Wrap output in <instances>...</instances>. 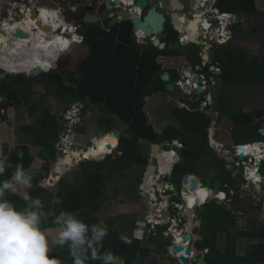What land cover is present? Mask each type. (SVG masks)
Listing matches in <instances>:
<instances>
[{"label":"trees","instance_id":"1","mask_svg":"<svg viewBox=\"0 0 264 264\" xmlns=\"http://www.w3.org/2000/svg\"><path fill=\"white\" fill-rule=\"evenodd\" d=\"M78 1L82 0H71L72 3ZM223 1L217 0L215 4V6L217 5L216 7L221 6L223 9L227 7V9L221 12L253 14L256 11L255 0H230L228 3L222 5ZM104 23V26L101 24L100 26H92L84 32L82 43L88 47V53L83 62L84 69L82 73L80 72L76 77L70 74L68 78L73 86L63 87L64 85L58 81L53 84V88H58L60 84L63 88L59 89L70 94L63 101V104L77 99L87 100L88 103H92L93 105L104 106L110 114L118 116L125 123V133L129 136L119 138L116 154L108 155L98 161L88 160L103 156L101 152L96 151L95 157H89L86 159L87 161L80 163V170L73 172L71 180H67L69 176L67 172L57 180L55 195L52 192L48 193L46 191L43 194L38 186L39 181L47 176L51 164L52 166L55 165L58 157L55 144L58 140L61 127L57 118L49 112L42 115L41 113L36 114V125L21 126V130L24 133L32 136L30 143L39 147L38 156L44 160L42 167L35 168L38 170L34 176L32 188L28 189L29 194L33 197H39L45 204L46 209H54L57 212L60 210L72 211L88 224L98 222L94 213L101 208L108 197L105 194L106 182L112 179L114 169H117L115 171L118 172L126 170L131 165H138L139 167L147 165V156L140 147V140L147 142L149 145L170 140H180L185 145L181 148V161L173 166L167 180L176 186V183H179L185 174L194 175L192 166L195 164H200L202 167L207 165L206 162L199 163L201 156L204 155L200 146L205 145L206 147L205 141L208 140L209 136L208 128L213 120V117L207 115L205 110L199 111V109H195L190 111L185 109L184 103H181V105L183 104V109L173 108L172 110L175 119L180 124L179 130L174 133L171 130L157 132L154 126L149 123L144 106L148 96L165 90V82L163 83L161 79L164 73L169 75V81L172 78L175 81L179 77L176 68H164L162 63L158 61V58L161 56L176 57L182 54L179 51L180 47L177 49L178 47L174 43L176 41L178 45V34L167 23L163 31L164 36L161 39V42L165 44L164 47L159 48L153 45L150 40H147L145 45H138L133 39V28L130 22H122L109 27L106 18ZM238 24L239 20L237 19L233 29H231L232 35ZM228 42L212 48L214 56L211 57V59L213 58L211 64L220 70L217 76L220 90L216 97L218 101L216 102V99L213 98L210 106L215 105L214 111H219L221 115L232 120V139L244 140L250 137V132H252V135L254 131H256V134H259V126L254 122L257 117L264 116V108L255 111L258 115L255 112L244 113L242 110L243 106H240L238 112L231 113L219 102H221L224 92L234 93L230 89L232 85L241 83L257 86L264 85V54L252 57L241 48ZM263 51L264 46L261 52ZM197 53H199V50H197ZM194 65L199 64L196 63ZM51 69L52 67L47 72H42L46 76V79H44L45 84L49 83L48 78L53 74H48ZM53 75H56L62 81L60 74L54 73ZM12 94L9 95V98L15 104ZM30 95V92H22L19 98L23 97L24 100H28ZM61 97H63V93ZM9 105H12V103ZM83 113L84 109H82V115ZM201 118H203V121H201ZM83 120L81 119L78 125L71 128L81 131L84 125ZM200 137L203 139H200L198 142ZM255 142L257 141L252 140V142L243 143ZM15 145V150H9L7 141L1 140L0 150L2 152L0 154L7 156L14 163H21L25 168H28L33 161V155L29 151L28 144L17 143ZM17 151L23 152V159L17 158ZM87 151L89 150H83V154ZM118 152H120L119 156L117 155ZM173 161L168 165L160 162V170H165L168 173ZM108 165L109 167H107ZM210 165L211 167L208 170H213L212 163ZM56 167L61 168L59 164ZM208 170L206 169L205 171L208 173ZM223 170H226L224 165L219 171ZM9 175L10 170L5 173L4 177H0V179L7 178ZM192 175L188 176L191 178ZM227 183L229 187L234 188L230 176L227 177ZM185 187L188 192L186 194L183 193L184 199L187 203L191 204L193 190L191 189L190 182ZM195 195H199L198 202H202L203 198L201 196H205L204 193ZM21 196L20 193L10 194L8 198L18 208H22L24 202ZM55 196L57 201H53V197ZM216 208L215 206L207 205L204 212L199 214L202 219V226L196 228L194 232L201 235V238L194 243L197 247L201 246L200 250L210 247L215 251L214 255L209 254V252L207 253L205 257L207 263L264 264V240L251 243L249 248L244 252V255L237 254L235 252L236 237L230 231L232 221L225 220L227 224L221 222ZM112 223V220L108 221L110 228L108 229V235L103 241V246L97 245L99 253L111 251L114 257L120 256L122 258L123 264H137V260L142 255H149L152 251L148 247L149 244L152 245V249L156 252L161 251L160 241L164 240L160 229L162 227L158 226L156 235L150 236L147 240L141 242L135 240L130 232L121 233L123 231L121 228L120 230L112 229ZM127 223L125 225L122 220L119 221L122 228L125 226L127 228L130 222L128 225ZM43 227L50 233H52V230H55L50 219L44 222ZM223 231L226 233L224 235V247L221 251L217 248L216 234ZM258 235L264 237V225L259 227ZM125 240L129 242H125ZM50 253L56 256L61 261V264H73L72 257L66 247L63 249L54 247ZM86 264H100V262L89 259L86 261ZM146 264H156V262L155 260H149Z\"/></svg>","mask_w":264,"mask_h":264},{"label":"rangeland","instance_id":"2","mask_svg":"<svg viewBox=\"0 0 264 264\" xmlns=\"http://www.w3.org/2000/svg\"><path fill=\"white\" fill-rule=\"evenodd\" d=\"M9 1H14L15 3V1L18 0H0V12H3L4 8L8 7L4 3ZM27 1L28 3L23 2V0L20 1L24 3L23 7H21V9H23L24 11L28 10L29 8L31 9L33 7L34 8L48 7V8H53L55 10L57 9L62 10L67 8V3L68 6L71 4L70 1L62 3L61 0H27ZM229 1L230 0H224L222 5L228 3ZM153 4L156 5L157 3L154 2ZM255 5H256V11L253 14L252 13L243 14L238 12L239 16L242 19L241 22L239 23L240 25L238 24L236 26L237 28L235 29V31H233V35H231V38L229 40L231 44L241 48L249 56L252 57L260 55L262 53L264 54V51L261 52L264 46V19H263L264 0H255ZM186 7L188 8V5ZM218 7L216 8L220 12L227 9V7H224V9L221 6ZM65 16L66 18L69 19V22H67L68 24L70 23L71 25H73V27H77V28L79 27L78 18H80L79 17L80 15L77 17L76 15L70 14V12L67 11L65 12ZM0 27L2 26L0 25ZM231 28L233 29V26ZM84 30L85 28L78 29L76 35L83 36L85 32ZM61 32H62L61 30H57V33H61ZM63 35L69 37V35L66 32ZM155 37H157V39L163 38L162 35L160 34H155ZM78 39H77L78 42L71 45L70 49L67 50L65 53H63L59 57L58 61L54 63L56 66H52L53 65L51 64L53 62L52 59L49 60V58L48 59L45 58L44 55L41 57V55L38 54L39 60H36L32 65L37 68H34L35 70L31 75L26 76V74H29V72H27L24 75H13V77L9 78L7 82H9V85L11 87L10 89L13 88L10 93H15L14 94L15 98H13L15 100V104H13V107H9V106L7 107L6 115H5L6 121L4 123L0 122V141L5 140L7 141V143L8 142L10 143L9 145H12L17 143H24L23 141H25V138L22 135L23 133H20L21 126L27 125L28 124L27 122L29 120L30 122H32L31 124H35L37 120L35 118L36 114L41 113L42 115V114H48L49 112L50 114L55 116L61 127L58 140L55 144L58 155L57 160L55 162V170L57 171L56 172L57 175L60 174V176H62L64 174L62 173V170L68 169L66 171L69 175L67 177V180H71L73 176V172L80 170L79 167L80 163L81 162L84 163L85 161H87L86 159H88V158H84L85 154H83V150L81 149L84 150L86 149L94 153H96V151H99L104 155L107 154L108 152H111V148L117 146L118 138L110 134L112 131H117L119 137L129 136L127 133H125V128H126L125 123L122 122L118 116L110 114L104 106L93 105L92 103H88L87 100L84 101L78 99L72 100L73 102L71 101L68 102L67 104H63V101L70 94L68 92L67 93L63 92L60 89L65 86H73V84L69 81L68 78L70 74L71 76L76 77L77 74H79L80 72L82 73L84 69L83 62L85 61L88 53V47L80 42L81 39L79 40ZM79 42L81 44H79ZM174 43L176 47H178L177 49H179L180 46L177 45V42L175 41ZM200 48L201 46L187 44L181 46L179 51L182 52L181 55H184L185 59L190 63L191 66H193L196 63L200 64V59L197 53V50H199ZM212 56H214L213 52L211 53V57ZM161 57H165V56H161ZM212 59H210L211 60L210 62H212ZM0 61L4 62L2 58H0ZM162 61L166 63V65H170V67L171 64L176 65L175 68H179L181 66L178 64L179 60L177 58H174L171 64H169V60H162ZM18 62L19 61H14L13 63L14 65H9V66H12V68H14L15 70L16 69L21 70L18 66ZM47 63H50V66H52L53 69V70L51 69L48 74H52V73L60 74L62 81L59 79V77H56V75L52 74L51 77L48 78L49 83L45 84L44 79H46L45 78L46 76H44V74L41 72V68L39 65H47ZM209 67H210L209 65L202 67V71L205 73L207 78L208 76L213 74L212 71H210ZM8 75H12V74H8L6 72V76ZM17 76H19V78H17ZM173 79L174 78L170 79V82H174ZM1 81L3 80L1 79L0 82ZM58 81H60L61 84L64 86L61 87L59 84V87L57 86L58 88L54 89L53 84L57 83ZM13 83H15L14 86ZM208 83H209V91L211 92L212 97L215 98L217 102L218 98L216 97L218 96L220 86H212L210 85L209 81ZM230 89L233 90L234 93L232 94L229 92H224L225 94L223 93L222 100L221 102H219L221 105H223V107L225 106L226 110H228L229 112L231 113L238 112L240 106H243L242 110L244 113L255 112L260 110V108H264V85L257 86V85H248L241 83V84L232 85ZM22 92H30L31 95L28 98V100L27 99L24 100L23 97L19 98V95ZM62 93H63V97H61ZM185 97L186 96L179 89L176 88L174 91L171 92H168L166 90L158 91L157 93H153L146 98L144 111L148 116L149 123H151L154 126L157 132H161L163 130L167 132L171 130V132L174 133L179 130L180 124L175 119L172 110L173 108L183 109L181 103L184 102V101L182 102V100H184ZM72 104H75V106H80L84 104L85 106L83 113L84 125L82 126L81 131H78L77 129H72L63 120L62 117L63 113L66 110L70 109ZM197 106H200L199 103L197 104ZM214 110H215V105L212 106V109H209V111L211 112ZM209 111L206 112L207 115L209 114ZM255 113L256 115H258L257 112ZM219 116H220L219 123L217 122V125L214 126L215 123L212 122L210 129L211 130L215 129L217 140L220 143L217 140L216 141L218 143L216 142L211 143L210 141L206 140L205 141L206 147L205 145L200 146L202 147V153H204V155L201 156L199 163L206 162L207 165L206 166L204 165L202 167L200 164L199 165L195 164L194 166H192V172L197 177V179L209 189H212V182L214 179L220 178L222 184H228L227 177L230 176L232 184L234 185V189H236V191L239 194L241 193V195H248L250 196V198L251 197L254 198V200L259 198L260 200H262V202H264V176L258 184H255L254 187H252L250 181H246L245 179L243 180V178L241 177V175H243L242 167H236L237 162L233 160L232 157L233 151L231 150L232 144L239 145L243 142H252V140L254 141L264 140V136L260 134L261 130H259V134H256L255 133L256 131H254V134L252 135V132H250L249 134L250 137H248V139L247 138H245L244 140L232 139L231 137L232 131L230 130L233 127L232 120L222 115ZM201 121H203V118H201ZM109 130L111 131L106 132ZM66 133L67 134L69 133L70 135L67 137ZM61 138H65V140L69 141V143H71V145H73L75 148L72 151L70 150V152L68 153L69 155L65 154L64 156H62L63 151H61V148H63L64 146L61 145L63 141V139ZM72 139L74 142H72ZM200 139L203 138L200 137L198 139V142L200 141ZM93 142L95 143V145L92 147L91 143ZM106 143L110 144V149H106L105 147ZM162 143H164V145L170 144L171 140L164 141ZM139 144L140 147L142 148V151L147 156L148 152H150L151 150V145L141 140ZM88 146L90 147L87 149ZM35 150L36 149H34L33 154L36 153ZM177 152L179 156H181L182 149L178 148ZM74 153H76V155ZM77 153L83 155L80 156V160L79 158L76 159L78 157ZM72 154L74 155V157L71 156ZM113 154L114 155L116 154V149H114L113 153H111V155ZM117 155L118 156L120 155L119 152ZM93 157H95V154ZM88 160H91V158ZM215 160L217 161V164L218 166H220V168H222L223 165L229 166L228 168H226V170L228 171L226 175L222 176L219 173L220 171L218 169V166L213 164ZM211 163L213 170H210V172L207 173L205 170L206 169L208 170L210 168L209 164ZM58 164L59 166H61V168L56 167L58 166ZM156 165L158 166V163H156ZM254 166L255 164L252 163L251 166L249 167L255 168ZM107 167H109V165ZM261 168H262V173L264 175V162L261 164ZM143 169L144 167H139L138 165H131L129 168H126V170H122L118 172L115 171L117 169H114V172L112 174V179L106 182L105 194L108 197L101 206V208L94 213V216L98 222L103 221L109 229L110 225L108 224V221L112 220L113 221L111 226L112 229L120 230L121 228L123 229L121 233H127L129 232L128 231L129 228H130L129 230H131L132 227L133 230L134 222L137 219H143L145 216H147V214L152 215V217L156 215V213L154 212L155 211L154 205L149 202V197H148L149 194H147L144 191H141L140 189V184L142 181L141 175ZM51 170L52 169L50 168L47 175H50ZM212 171H214L215 173L211 174ZM194 175H192V177H194ZM57 178L58 176H56L51 181L50 178L40 179L39 181L40 184L38 186L41 192L43 194L45 191L48 193L52 192L55 195ZM167 180H168V176L165 175L161 179V182ZM198 184L200 185L199 182ZM180 189H181V180L179 183H176L175 191L179 192ZM24 191H28V189L26 190L21 189L18 193L22 195ZM168 194H172V192H169ZM44 196L46 199H48L46 195ZM54 198L55 199H53V201H57L56 196ZM172 200L177 201L178 197L173 196ZM154 204H158V203H154ZM208 205L218 207L220 204L210 200L208 201ZM158 206H163V204L159 203ZM162 210L163 209H161V211ZM202 212H204V207H201L199 209V214ZM257 215L258 216H254L252 218L251 223L249 222L251 226L247 225L248 220H240L238 221L237 225H234L231 228V233L236 237L235 252L239 255H243L244 252L249 248L251 243L264 240V237H260L258 235L259 227L262 226L261 225L262 222L260 220L262 216H264V209L258 212ZM120 220H122L125 225L127 222L128 223L130 222V224L128 225L127 223L128 225L127 228L126 226L122 228V226H120L119 224ZM225 224H227V222H225ZM160 229L162 232L163 228ZM55 230L54 231L52 230V233H50L49 231L48 232L54 235ZM252 231L253 233H251ZM156 232H157V227H156L155 235ZM147 235L148 238L150 236H154L152 233H147ZM199 237L201 238V235ZM216 241L218 246L217 248L222 251L224 247V235L217 236ZM194 243L195 241L193 240L190 247L194 248V250L197 252L196 253L197 255L198 250L201 248V246L197 247L196 244ZM148 247L152 251H155L152 249L151 244H149ZM147 256L149 255L148 254L142 255V257L139 258L136 263L137 264L148 263V259H146ZM153 256L157 257L156 255ZM167 258L170 264H178L176 258L169 255L167 256Z\"/></svg>","mask_w":264,"mask_h":264},{"label":"clouds","instance_id":"3","mask_svg":"<svg viewBox=\"0 0 264 264\" xmlns=\"http://www.w3.org/2000/svg\"><path fill=\"white\" fill-rule=\"evenodd\" d=\"M70 3H72L71 0ZM72 4H77V3H72ZM128 4L130 5L132 3L129 2ZM56 11H58L61 14L62 19L66 17L65 13H63V9ZM105 20L106 19H104V21ZM104 21H102L101 23V25L103 26H104ZM77 29L73 30L74 34H77ZM58 30H61L62 31L61 34L63 35V31H64L63 28H58ZM77 36L80 37L81 39L80 42L82 43L83 36L80 35ZM144 36H145L144 41L146 44L149 37H147L146 35ZM133 39L136 42L134 37V31H133ZM80 42L79 44H81ZM136 44L138 43L136 42ZM65 52L66 51L60 52V54H58L56 58L53 57L54 59V60L52 59L53 63L58 61L59 57ZM0 71H3L2 68H0ZM8 74H12V73H8ZM24 74L26 73L16 72L12 75H24ZM72 105L75 106V104ZM82 109H85L84 104H82L80 109L74 115H72V117L76 119V122L73 125H78L80 123V120L84 119L82 115ZM66 124L69 125V127L73 126L69 124L68 119H66ZM177 141L180 142V140ZM212 142L218 143L216 140L211 141V143ZM248 144L251 145L254 143H247L246 145ZM161 145L163 146V143H161ZM232 145H238V144H232ZM232 145H231V150L233 151ZM71 146L72 147L74 146L73 145L69 146V149L72 151V149L70 148ZM91 146L93 147L94 145L91 143ZM89 147L90 146H88L87 149ZM173 147L178 149V147L176 146ZM183 147L184 144L182 143L181 148ZM15 148H16L15 144L9 146V150H15ZM260 149H262V147H260ZM163 151L172 152L173 149H170V147L167 146L166 150ZM0 152H2V150H0ZM16 155L18 159H23L24 154L22 151H17ZM62 156H64V154ZM99 160H101V158ZM253 160H255V162H252ZM253 160L251 162L255 164L254 167L260 168V171L258 172V176H260L262 179L264 175L262 173L261 164L264 161L262 162L260 161L261 163H257L255 158ZM249 166H251V163ZM9 170H10V175L7 178L0 179V264H61V261L56 256L51 255L50 250L52 247H59L62 249L66 247L68 249L70 256L72 257L73 264H86V261H88L89 259L99 261L100 264H113L114 256L111 251L99 253L97 249V245H100L101 247L103 246V241L105 237L108 235V227L103 221H99L93 224H88L83 219L79 218L72 211L60 210L59 212H57L54 209H46L43 201L39 197L31 196L28 191H24L21 196V199L24 202V206L22 208H18L16 204L13 203L8 198L9 195L17 194L21 189H25V190L31 189L33 186L34 176L38 169L33 168L31 165L28 168H25L23 164L14 163L7 156L0 154V177H4L5 173L8 172ZM241 177L243 178V180L245 179L243 175H241ZM198 182L201 183L199 180ZM253 182L255 183V181ZM250 183L252 187L255 186V184L252 183V181H250ZM172 186L174 185L172 184ZM202 187L205 186L202 184ZM222 188L223 187H221V189ZM169 191L167 192L166 195H169L168 194ZM209 191L212 190L209 189ZM234 191H236V189H234ZM174 192L176 193L174 196L178 197V200L176 202L181 204L180 190L179 192H176L174 190ZM214 195L213 193H211V195L207 196L208 200L203 202L205 199L204 196L202 200V204L195 205L193 208H196L197 206H199L200 208L205 207L206 205H208V201L210 200L215 201L218 204H222L227 200V196L225 194L224 197H222L221 194H219L220 196L218 194H214ZM220 197H222L224 200L221 201ZM199 217L195 218V221H200L198 219ZM49 219L51 220V224L56 229L54 235L50 234L43 227L44 222L48 221ZM184 222H186L185 219ZM158 226L159 225H157V227ZM196 228H199V225H197V227H195L194 229ZM125 242H129V241L125 240Z\"/></svg>","mask_w":264,"mask_h":264},{"label":"water","instance_id":"4","mask_svg":"<svg viewBox=\"0 0 264 264\" xmlns=\"http://www.w3.org/2000/svg\"><path fill=\"white\" fill-rule=\"evenodd\" d=\"M158 1H161L162 3L164 2V5L169 9V11H172L171 9H181L183 5L180 3L179 0H133L132 4H125L124 2H129L128 0H102L100 1V4L98 7H89L87 10L88 12L84 13L81 17V23L85 26H97L98 21L102 17H107L109 18L108 21V26H113L118 23L122 22H130L132 25V28L134 30H139L142 32V34L146 35L147 37L150 38L152 41L153 45L158 46L159 48L164 47L163 42H158V40L155 37V34H160L164 30V25L166 24V18H169L170 25L173 27H177V24L181 22L179 20V17L176 13H171L169 15L167 12L161 11L160 9L156 8V5L153 3H158ZM97 4V3H96ZM139 11H141V15L139 14ZM37 13L39 15V11H36L35 8H32L31 11V16L30 18H37ZM60 14V13H59ZM61 15V14H60ZM200 14H197L192 18L191 20L188 21L187 25L182 24V27L178 26L179 29H182L184 26L192 31L198 32V23L200 22ZM169 16V17H168ZM230 20L235 23V13H230L229 14ZM69 22V20H67ZM43 24V23H42ZM40 24L39 26L46 27V24ZM174 29V28H173ZM4 35H7V33L4 31ZM178 36L181 35L180 32H177ZM11 35L13 37H21V38H29V34L26 32H23L21 30H16L14 31ZM227 35H229L227 33ZM190 40L186 39L185 37L182 36V41L184 45L187 44H194L197 46H202V55H201V60H202V65L204 66L205 64H210V61H208V55L207 51L210 48V44L205 40V37H203V40H198L195 37L191 38ZM178 46H183L182 44L178 43ZM54 66V65H53ZM210 70L213 71V75L217 76L220 71L215 70L212 66H210ZM42 72H47L48 67L43 66L41 68ZM6 76V72L1 71L0 72V80ZM190 77L193 78L194 80H199L198 76L190 73ZM162 81L165 82L164 88L166 91L171 92L174 91V83L169 81V75L167 73H164L161 77ZM214 82L217 83L218 79L215 78ZM187 91V88L184 89ZM197 92V97H200L201 93L203 92V88L201 86H198L196 88ZM185 100H189V98H185ZM212 103V100H209V104ZM2 104V98L0 97V108ZM191 104L188 103L189 108L191 109ZM1 110V109H0ZM110 134L113 136L119 138V134L117 131H112ZM260 134H264V130L262 129L260 131ZM151 145V150H150V158L148 160V164L146 166V170L143 174L142 178V183L140 184V189L141 191L143 190H150L151 187L148 188L149 183L148 180L150 179V176L153 177L156 172H160V161L162 160L161 154H158L161 152V143H152ZM260 147H262L264 151V141L259 142ZM240 148L243 149L241 150L237 156L238 158H244L245 152L244 150L248 147L246 144H239ZM102 147V146H101ZM106 149H110V144H105ZM72 150L74 147H70ZM158 152V153H157ZM164 153L169 154L171 153L170 151H164ZM157 157V163L158 166L153 164V159L155 156ZM76 158V157H75ZM96 161L99 160V158H94ZM85 160V159H84ZM261 161L260 158L256 159V162L259 163ZM228 166H226L227 168ZM68 169H63L62 173H65ZM56 170L53 169L50 172V175L47 176V178H50V181L53 180L56 176H58L57 180L61 177L60 174H56ZM150 182V181H149ZM190 182L191 184V189L193 190L196 185H198V179L197 177H189L187 174L184 175L181 179V189H180V196H181V204L183 207V210L180 211V214L185 218L186 222V232L183 235V241L189 242L191 241L192 238V231L194 230L197 225L200 224V221H195V218L199 217V209L200 207L197 206L196 208H189L186 203L187 201L184 199L183 193H187V188L185 187V184ZM53 183V182H52ZM158 185H161V183H158ZM222 182L220 179H214L212 182V193L213 194H218L221 189ZM148 188V189H147ZM205 190H208V187H203ZM170 191L174 190V186H171ZM224 194L226 196H229V192L226 188H222ZM220 196V195H219ZM173 241L172 235L169 234L165 239H164V250L167 253L168 251L172 253L173 255H177L176 259L179 264H193L189 263V259L186 256H190L191 254V249L188 247H185L181 245L180 243L175 244L172 246L170 249H167L168 245L171 244ZM209 254L214 255L215 251L214 249L209 250ZM193 262H196L197 264H208L206 259H205V253L204 252H199L198 257L193 258ZM113 264H123V260L120 256H115Z\"/></svg>","mask_w":264,"mask_h":264},{"label":"built area","instance_id":"5","mask_svg":"<svg viewBox=\"0 0 264 264\" xmlns=\"http://www.w3.org/2000/svg\"><path fill=\"white\" fill-rule=\"evenodd\" d=\"M68 2L70 0H61L62 3L64 2ZM100 1L102 0H85L84 2H82V4H70L68 6L67 3V9H63V13L69 11L72 13H75L79 8H89V7H98L100 4ZM106 1V0H105ZM129 2L132 3L133 0H128ZM200 0H189V5L193 6V8H196V11H199L201 14V21L198 23V35L196 36L197 39H201L203 37H205V40L210 44L211 48L213 47H217L218 45H222L224 43H227L232 35V31H231V27L236 23H233L230 18H229V14L227 12H220L216 7V1L217 0H209L208 4H205V0H202L199 3ZM98 2V3H97ZM128 2V3H129ZM97 3V4H96ZM199 3V4H198ZM158 5L159 7L162 8L163 3L161 1H158ZM59 10V9H57ZM139 14L141 15V11H139ZM182 24L186 25L187 21H189V19L183 14V16L180 17ZM236 19V18H235ZM237 21V19H236ZM174 30H176L177 32H180L181 35L178 36V42L182 45L183 41H182V36L184 37L185 31H186V27L184 26L182 29H179L178 27H173ZM75 29H77V27H75ZM78 30V29H77ZM227 33L229 35H227ZM134 37L135 40L138 44H145V36L144 34H142L141 31L139 30H134ZM191 42V40H190ZM187 67L182 66V68H176L177 72L179 73V78H177L173 83H174V87L175 89H179L183 94H190L192 93V91L195 92L196 88L198 86H201L203 88V91L205 89V84L207 82V78L203 75V74H197V72L200 71L199 69V65H195L194 69L193 68H187L188 70L185 71ZM213 68L215 70L219 69L215 66H213ZM190 71V72H188ZM190 73H194V75L196 74L198 76L199 80H194L193 78L190 77ZM187 88V91H185L184 89ZM209 100H212V95L209 92H206V95L203 96V99H196V101H198L197 103H199V105L202 108H207L209 105ZM82 106V105H81ZM80 106V107H81ZM79 106H71L70 109L66 110L63 113V120L66 123V119L69 120V124L72 126L75 122L76 119H74L72 117V115H74L79 109ZM209 108V107H208ZM1 112V110H0ZM2 113V112H1ZM81 121V120H80ZM75 126V125H73ZM209 130V136L215 133V129L211 130L210 127L208 128ZM70 134L66 133V136L68 137ZM63 139L62 144L64 147L61 148V151H63L62 153L68 154L70 152L69 146L71 145V143H69V141L65 140V138H61ZM94 139V138H93ZM94 141V140H93ZM72 142L73 139H72ZM93 145H95V143H92ZM166 146H176L178 148L182 147V143L177 141V140H173L170 144H165ZM250 144H248L249 146ZM253 145V144H252ZM164 146V143H163ZM117 147H113L111 148V152H108L107 154H104L101 159H103L104 157L110 155L111 153H113L114 149H116ZM233 148V160H235V162H237V166L236 167H242L243 171L242 174L244 176V178L246 179V181H254L253 178L249 177L250 173H249V165L251 163V161L254 159V156L252 155V152H245V156L244 158H238L237 154L243 150L240 148V146L238 145H232ZM120 154V152H119ZM263 155H264V151H263ZM80 160V156L77 157L76 159ZM92 160H94V158H91ZM78 161V160H77ZM264 161L261 160V162ZM259 162V163H261ZM260 171V168H256V173L258 174V172ZM170 174V172L168 173V175ZM167 174H162L161 172H156L155 175L152 177L153 179V183L151 185V192H149V202L152 203V201H154L155 203H159L160 204H166L167 206H164L163 210L161 212H158L159 209L156 208V215L154 217H152L150 214H147V216H145L143 219H137L135 221V226L133 227V230L131 232V236L138 241H144L148 238L147 233H152L153 235H155V231H156V227L157 225L162 226L163 227V231H162V236L165 239L169 234L172 235L173 241L171 244L168 245L167 249H170L172 246H174L175 244L180 243L181 245L185 246V247H189L191 246L193 239L191 238V241L189 242H185L183 241V235L186 232V225L184 222V217L180 214V211L183 210L182 204L173 201L171 199L172 195H166L169 187L172 186V184H170L169 182H164L163 187L161 189L158 188L159 185H157V183L163 178V176H165ZM40 184V182H39ZM200 186H202V184L200 183ZM221 187L223 188H228L229 192L232 194L234 192V189L229 187L228 184H223L221 185ZM212 193V191H210ZM219 194H223L222 189L219 191ZM214 195V194H213ZM217 196V195H214ZM225 196V195H224ZM166 197L167 201L165 203L164 198ZM221 201H223L224 199L222 197ZM208 198L207 196H205V199L203 202L207 201ZM186 221V220H185ZM178 237V238H177ZM179 240H181V242H179ZM201 251H198V253ZM202 252H204L205 254L208 253L207 249H203ZM195 251H193L191 249V254L190 256H186L188 259L195 257ZM169 256H172L174 258L177 257V255H173L172 253H170L168 251Z\"/></svg>","mask_w":264,"mask_h":264},{"label":"flooded vegetation","instance_id":"6","mask_svg":"<svg viewBox=\"0 0 264 264\" xmlns=\"http://www.w3.org/2000/svg\"><path fill=\"white\" fill-rule=\"evenodd\" d=\"M20 1H22V0L15 1V3H14V1L5 2L4 4L6 6H8V7H5L4 10H3V12H0V25L2 26V27H0V29H4V30H6V32H8L10 34H12L15 30H18V28H20L21 31H23V29H25V27H26V23L24 22L23 15H22L23 13L21 12V11H24V10L21 9V7H23V5H24L23 2H27L28 3V1L27 0H23V2H20ZM179 1L183 5V7L181 9H177V10L171 9L172 11H170L171 13H176L179 18L181 16H183V14H184L189 20H191L192 18H194L195 15L200 14L199 11H196L195 10L196 8H193V6H190L189 5V0H179ZM186 2H187V4H186ZM187 5H188V8L186 7ZM156 8L161 10V7H159L158 3L156 4ZM35 9H36V11H39V15L37 13V18H34L35 20L40 21L41 12L42 11H45V12H48L49 14H51V16H53V19H55L57 21L58 26H56V27L55 26L53 27L52 25L49 26L52 31L53 30H56L57 31V28H61V26H64V27L67 26V22H64V21H67L69 19L66 18V17L64 19H62V17L59 14V12L56 11L55 9H51V8H48V7H40V9L38 7H35ZM31 11H32V8L31 9L29 8L28 10H25V13L30 17L31 16ZM83 11H84V9H82V8L81 9H78L76 11V15L79 14V13L81 15H83L84 14ZM171 13L170 14L168 13V14L171 15ZM81 15H80V18H78V20H79V27L78 28L79 29H83L85 27V25H83L81 23V17H82ZM166 19H167L166 20V24L167 23L170 24L169 18H166ZM186 23H188V21ZM165 25H164V28H165ZM69 27H72V26H69ZM39 30H40V32H38L37 29H32V30L29 29L28 30L29 32L28 31H25L26 33H28L30 35L28 39L31 40V39L34 38L35 34H37V33H44V31H46L45 29H43V30L42 29H39ZM51 30L50 31L47 30L48 31V34L46 35V37L48 36V38H49V37H51V35L53 36V34L56 33V32L51 33ZM65 30H66V28L64 29L63 33L65 32ZM187 30H188V28L186 29L185 34L187 33ZM163 31L160 33V35H162V37L164 36ZM198 34L199 33L197 32V35ZM193 36H194V34L192 36H190V37H193ZM78 38H80V37H78ZM149 40H150V38H149ZM198 40L201 41L203 39L202 38L201 39L199 38ZM211 53H212V48L210 46V48L207 51L208 61H211L210 60L211 59ZM198 54L200 56V64H199L200 71L197 72V74H203L206 77L205 73L202 71V67H204L206 65H209V66H212L213 67V65L211 64V62H210V64H205L204 66L202 65V60H201L202 46L199 49V53ZM187 63H189V62L186 61V64ZM42 66H47V65H42ZM54 66H56V65L54 64ZM194 66L195 65L191 66L189 64V66H186V67L187 68H190L191 67V68L194 69ZM187 68L185 69V71L188 70ZM209 69H210V67H209ZM188 72H190V71H188ZM212 73H213V71H212ZM29 75L30 74H26V76H29ZM217 76H214V75L211 76L210 75V76H208V78L206 77L207 78V82L205 84V89L201 93L200 97H197L196 90H195V92L192 91V93H190V94H188V93L187 94H184L186 96L185 98H189V100H185V99L183 100L184 101L183 103H184L185 109L190 110V111L191 110H195V109H199V111H204L205 110V112H208L209 109H212V107L210 106L212 103L208 105L209 108L208 107L207 108H202L201 106H197V104H198L197 102L198 101H196V99H200L201 100V99H203V96L206 95V92L211 93L209 91V83H208V81L210 82V85H212V86H218V82L217 83L214 82V79L217 78ZM11 77H13V75L5 76L4 78H2L3 81L0 82V97L2 98V104H1V106L3 107V108L2 107L0 108L1 109V112H2L1 115H0V122L1 123L2 122L4 123L6 121L5 115H6L7 107L8 106L9 107H13V100L9 98V95L12 94L10 92H11V90L13 88L10 89L11 87L9 85V82H7L9 80V78H11ZM17 78H19V76H17ZM14 85H15V83H13V86ZM174 90H175V87H174ZM12 98H15V95L14 94H12ZM212 101H213V97H212ZM10 103H12V105H9ZM188 103L191 104L190 105L191 106V109L189 108ZM182 106H183V104H182ZM9 109H11V108H9ZM262 109L263 108H260V110H262ZM248 113H252V112H248ZM208 115H210V116L213 117L212 122H214L215 123L214 126H216L217 125V122L219 123V121H218L220 119L219 118L220 117L219 115H221L220 112L219 111H212V112L209 111V114ZM254 123L259 126L258 127V130L264 129V124H263L264 123V116L257 117ZM230 130H232V128ZM261 135L264 136V134H261ZM214 140H217L216 132L214 134L208 136V141L211 142V141H214ZM261 141H264V140H261ZM259 142L260 141H257L258 144H259ZM169 147H170V149H173L172 153L175 155V159H176L171 164V169H170V174H171L172 169H173V166L181 161V156H179V154L177 152V150H178L177 148H174L173 146H169ZM166 148H167L166 145L162 146V150H166ZM158 154H161V152L158 153ZM99 158H101V157H99ZM149 158H150V152H148V154H147V164H148ZM252 162H255V160H253ZM252 162H251V164H252ZM156 163H157V157L155 156V158L153 159V164H156ZM213 164L218 166L216 160L214 161ZM146 166L143 169V172H142V175H141V180H142V176H143V174H144V172L146 170ZM209 167H211L210 164H209ZM225 167H226V165H225ZM218 169H220V166H218ZM209 172H210V170H208V173ZM214 173H215L214 171L211 172V174H214ZM219 173L222 176H224V175H226L228 173V171L227 170H225V171L223 170V171H220ZM166 174H167V176L170 175V174L168 175V173H166ZM187 175H192V174H187ZM164 182H166V181H164ZM164 182H161V180H160L158 183H164ZM141 183H142V181H141ZM174 187H176V186L174 185ZM226 189L229 192V189L228 188H226ZM205 208H207V206L204 207V210H205ZM263 209H264V202H262V200H260L259 198H257V199L254 200V198H252V197L250 198V196H248V195H241V193L239 194L237 191H234L232 194L229 193V196H227V200L224 203L220 204L217 207V212H218L219 218H221V222H225V220L232 221V227L234 225H237L238 224V221H240V220H248L247 225L251 226L250 223L252 222V218L254 216H258L257 213L260 212V211H262ZM198 219L200 220L199 227H201L202 226V219L200 217ZM260 221L262 222L261 225L263 226L264 225V216H262V218H261ZM231 228H230V231H231ZM225 233L226 232L223 231L222 233H217L216 236L225 235ZM208 236H210V235H208ZM188 248L191 249L190 246ZM205 249H207L208 252H209V250L211 248L208 247V248H205ZM197 255L195 253V256H197ZM206 255L207 254H205V256Z\"/></svg>","mask_w":264,"mask_h":264},{"label":"bare ground","instance_id":"7","mask_svg":"<svg viewBox=\"0 0 264 264\" xmlns=\"http://www.w3.org/2000/svg\"><path fill=\"white\" fill-rule=\"evenodd\" d=\"M201 1L202 0H200L199 3ZM208 2H209V0H205V4L206 3L208 4ZM124 3L128 4L127 2H124ZM21 12L23 13V14L22 13L21 14L23 15L24 22L26 23V27H25V29H23L24 32L28 31L29 29H31V30L37 29L38 32H40L39 29H42V30L45 29L46 31H44V33L35 34L34 38L30 40L28 38L13 37V35L6 32V30L0 29V58H2V60L4 61V62L0 61V68H2V70L6 71L7 73L10 72V73L14 74L16 72H25V73L29 72V74L31 75L33 73V71L35 70L34 68H37V67H34L32 65L36 60H39L38 54H40L41 57L44 55L45 58H47V59L49 58V60H50V59H53V57L56 58L58 56V54H60V52L67 51L69 49V47H71V45L78 42L77 41V39H78L77 35L74 34V31H73L75 29V27H73V25H71L70 23L69 24L67 23L66 27L61 26V28H63V30L66 28L65 32L69 31V32H67L69 34V37H65L61 33H57L56 30L52 31L50 29V27H49L50 25H52L53 27L54 26L56 27V26H58V23L55 19H53V16H51V14H49L48 12H45V11L41 12L40 21L35 20L34 18L33 19L30 18L25 13V11H21ZM199 16L201 18V14ZM179 19H181V18H179ZM200 21H201V19H200ZM64 22H66V21H64ZM42 23L46 24V27L39 26ZM69 26H72L73 28L69 27ZM178 26L182 27L181 22H179L177 24V27ZM18 30H21V29L18 28ZM47 30L48 31L51 30V33H54V32H56V33L53 34V36L51 35V37L47 38L46 37V35L48 34ZM57 30H58V28H57ZM4 31L7 33V35H4V33H3ZM193 34H194L193 37L197 36L196 31H192V30L188 29L187 33L184 37L188 40H192L191 39L192 37H190V36H192ZM14 61H19L18 66L21 70H19V69L15 70L14 68H12V66H9V65H14L13 64ZM51 64H54V63L52 62ZM39 66H40V68L43 67L42 65H39ZM52 66H50V63H47L48 70ZM249 151L252 152V155L254 156L255 159H258V158H260L262 160L264 159L263 150L260 149V145L258 143H254L253 145L251 144L244 150V152H249ZM74 154L76 155V153H74ZM84 154H85L84 158H89V157H93L95 153L92 151H87ZM71 156L74 157L73 154ZM77 156L79 157V156H83V155H80L79 153H77ZM154 156H155V154H154ZM161 156H162V160L160 162L164 163L165 165H168L171 161L175 160V155L172 152L169 154H166V153H164L163 150H161ZM99 157H97V158H99ZM249 169H250L249 170V173H250L249 177L253 178L255 181V183L253 181H252V183L258 184L260 182L261 177L258 176V174L255 172L256 168H249ZM160 172L162 174L167 173L165 170H160ZM148 183H149V186H148V188H149V187H151V185L153 183V179L151 176H150V179L148 180ZM158 188L161 189L162 186L159 185ZM143 191L148 194L152 190L150 189V190H143ZM200 193H204L205 196L211 195L210 191L205 190V188H203L199 184L196 185V187L192 191L191 204L186 203V205L189 208H191V207L193 208L195 205L202 204L201 201L198 202L199 195H195V194H200ZM221 196L224 197L223 194H221ZM148 197H149V195H148ZM201 198H204V197L201 196ZM164 201L166 203L167 199L165 198ZM154 203L155 202L152 201L151 204L154 205L155 210L157 207H160V208H158L159 209L158 212H161V209H163L164 206H167L166 204H163V206H158V204H154ZM154 212L156 213V211H154ZM179 242H181V240H179Z\"/></svg>","mask_w":264,"mask_h":264},{"label":"crops","instance_id":"8","mask_svg":"<svg viewBox=\"0 0 264 264\" xmlns=\"http://www.w3.org/2000/svg\"><path fill=\"white\" fill-rule=\"evenodd\" d=\"M85 0H82V1H78V2H76L77 3V5L78 4H82V2H84ZM164 1V0H163ZM81 9V8H80ZM82 9H84V13H86V12H88L89 10H85V8H82ZM161 10L162 11H164V12H167V13H169L170 11H169V9L166 7V5H164V2H163V5H162V8H161ZM227 13H231V12H227ZM70 14H73V15H76V12L75 13H70ZM78 15H81L80 13L79 14H77L76 16H78ZM82 16V15H81ZM80 17V16H79ZM107 17H102V18H100L99 19V21H98V24H97V26H100V24L102 23V21H104V19H106ZM235 18L236 19H238L239 20V23L241 22V17L238 15V14H236L235 13ZM108 21H109V18H107V23H108ZM234 26V25H233ZM89 27H92V26H85L84 28H85V32H86V29H88ZM110 27V26H109ZM105 28V27H104ZM84 36V35H83ZM157 39V38H156ZM161 40L160 39H158V42H160ZM184 46V45H183ZM181 47V46H180ZM174 58H177L178 60H179V62H178V64L179 65H181L179 68L181 69L182 68V66H189V64L190 63H187L186 64V59H185V56L184 55H178V56H176V57H159L158 58V61L159 62H161L162 63V65H163V67L164 68H166L167 67V69L168 68H175V66L176 65H173V64H171V62H172V60L174 59ZM162 60H169V64H171V67H170V65H166V63H164ZM188 62V61H187ZM176 64V63H175ZM178 65V66H179ZM8 117H9V115H8ZM35 118H36V115H35ZM28 124L27 125H31V126H33V125H36V123L35 124H31L32 122H30V120L27 122ZM20 133H23L22 135L24 136V138H25V141H23L24 143H26V144H28V147H29V151H30V153H31V155H33V161H32V163H31V166L33 167V168H40V167H42V164L44 163V160L43 159H41L39 156H38V152H39V147L38 146H35V145H33V144H31L30 142H31V138H32V136L31 135H26V134H24V132L21 130L20 131ZM8 144V146H10L9 144V142L7 143ZM34 149H36L35 151H36V153L35 154H33V151H34ZM51 169L53 170V169H55V165L54 166H52V164H51ZM51 170V171H52ZM48 176V175H47ZM47 176L46 177H44V178H47ZM195 176V175H194ZM196 177V176H195ZM166 182H169V181H166ZM170 183V182H169ZM170 184H172V183H170ZM157 185H158V183H157ZM162 187H163V185H162ZM169 189H170V187H169ZM174 190H175V187H174ZM174 190L173 191H169V192H172V194H169V195H172V197L176 194L175 192H174ZM53 199H55L54 197H53ZM135 223V222H134ZM134 226H135V224H134ZM131 230H132V227H131ZM131 230H129V232H131ZM195 232V229H194V231H193V233H192V239L194 240V241H196V240H199V236L200 235H198V234H195L194 233ZM160 246H161V251L160 252H155V251H152V252H150L149 253V256H147L146 257V259H148V261L149 260H155V262H156V264H170V262H169V260H168V258H167V256L169 255L168 254V252L166 253L165 252V250H164V246H163V244H164V240H162V241H160ZM193 251H195L194 250V248H191ZM199 251V250H198ZM196 252V251H195ZM197 253V252H196ZM153 255H156L157 257H154ZM244 255V254H243ZM196 258L198 257V255L197 256H195ZM206 257V256H205ZM193 258L194 257H192V258H189V263H193V264H197L196 262H193Z\"/></svg>","mask_w":264,"mask_h":264}]
</instances>
